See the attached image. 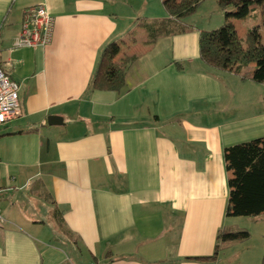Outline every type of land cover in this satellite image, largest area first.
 <instances>
[{
  "label": "crops",
  "instance_id": "0c3cea01",
  "mask_svg": "<svg viewBox=\"0 0 264 264\" xmlns=\"http://www.w3.org/2000/svg\"><path fill=\"white\" fill-rule=\"evenodd\" d=\"M115 2L0 0V65L21 108L0 125V264L249 263L215 253L232 225L223 149L264 136V82L204 65L191 23L144 44ZM36 4L51 41L10 49ZM134 30L115 56H135L123 90L90 89L103 47Z\"/></svg>",
  "mask_w": 264,
  "mask_h": 264
},
{
  "label": "trees",
  "instance_id": "16d2710c",
  "mask_svg": "<svg viewBox=\"0 0 264 264\" xmlns=\"http://www.w3.org/2000/svg\"><path fill=\"white\" fill-rule=\"evenodd\" d=\"M166 16L163 18H137V24L145 33L143 43L153 44L160 36L183 32L189 28L183 19L195 12L201 0H161ZM254 2L256 4L252 5ZM219 6L232 5L226 12L227 21L216 29H202L198 35L199 57L202 63L215 69L232 71L242 78L264 82V42H259L254 28L244 37L237 33L235 19L249 16L258 7L259 23L264 28V0H217ZM231 18L233 19L231 21ZM139 19V20H138ZM120 45L106 44L90 82V89H114L121 92L125 83V72L135 58L128 55L115 56ZM253 64L249 74L246 68ZM225 170L228 173V199L226 216H256L264 214V136L226 145L223 149ZM246 230H234L232 226L222 228L217 234L215 249L224 248L235 240L247 239ZM207 260L209 257H192ZM260 264H264V252Z\"/></svg>",
  "mask_w": 264,
  "mask_h": 264
},
{
  "label": "rangeland",
  "instance_id": "374dc122",
  "mask_svg": "<svg viewBox=\"0 0 264 264\" xmlns=\"http://www.w3.org/2000/svg\"><path fill=\"white\" fill-rule=\"evenodd\" d=\"M124 2L123 8L120 6V2ZM256 1V0H254ZM116 3V2H115ZM256 4L254 2L252 5ZM116 6L122 11H117L116 7H108L111 12H121L122 19L119 20L121 25L128 21L129 11L133 12L135 15L132 19V26L136 27L137 18H145L147 20L154 18H163L166 16V12L163 8L161 0H117ZM126 10V11H125ZM232 10V5L227 4L225 6H219L217 0H201L197 9L191 15L185 17L183 21L186 23H191L198 28L204 29H216L223 25L226 21V12ZM136 18V19H135ZM136 20V21H135ZM139 20V19H138ZM233 19L231 18V21ZM235 27L237 28V33L244 37L247 30L254 28V32L257 34V39L259 42H264V28L259 23L258 7L255 6L254 10L249 14V16L242 19H235L233 21ZM140 28L139 25H137ZM131 34V33H130ZM132 35L134 37H132ZM140 30H134L131 36H127L120 47H124L131 44L132 41H137L140 39ZM130 55L129 53L122 54V57ZM253 69V64H250L246 69ZM264 87V84L262 85ZM261 86V89H262ZM264 95V92L259 90L257 96ZM228 224L232 223L234 230H246L249 233L247 239L235 240L234 244L229 248H223L218 252V256L222 258L223 262L227 263L230 252H238V254H243L246 252L250 257L248 259L249 263L240 264H260L262 255L264 252V214L256 216H229L227 218Z\"/></svg>",
  "mask_w": 264,
  "mask_h": 264
},
{
  "label": "built area",
  "instance_id": "2783aa9c",
  "mask_svg": "<svg viewBox=\"0 0 264 264\" xmlns=\"http://www.w3.org/2000/svg\"><path fill=\"white\" fill-rule=\"evenodd\" d=\"M54 17L42 4L24 8L19 33L14 37L10 49L42 47L52 38ZM9 64V62H7ZM19 85L0 65V125L20 114Z\"/></svg>",
  "mask_w": 264,
  "mask_h": 264
},
{
  "label": "water",
  "instance_id": "95a60500",
  "mask_svg": "<svg viewBox=\"0 0 264 264\" xmlns=\"http://www.w3.org/2000/svg\"><path fill=\"white\" fill-rule=\"evenodd\" d=\"M47 123L49 125H60L63 124L62 117L57 115H49L47 118Z\"/></svg>",
  "mask_w": 264,
  "mask_h": 264
}]
</instances>
